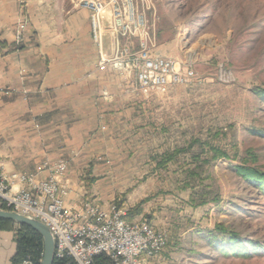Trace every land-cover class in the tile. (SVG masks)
<instances>
[{"label":"rangeland","instance_id":"374dc122","mask_svg":"<svg viewBox=\"0 0 264 264\" xmlns=\"http://www.w3.org/2000/svg\"><path fill=\"white\" fill-rule=\"evenodd\" d=\"M133 1L144 12L151 52L177 59L193 77L144 97L132 92L133 72L106 65L127 94L121 124L106 137V174L76 178L87 191L105 179L106 205H121L131 221L166 234L156 264H264V194L234 169L264 172V101L255 92L264 89V0ZM19 23L25 31L16 43V27L15 50L28 24ZM105 36L106 57L127 60L137 50L138 37L115 41L106 28L103 44ZM171 153L173 160L158 164ZM87 191L74 207L97 202ZM217 226L262 248L225 255L210 243Z\"/></svg>","mask_w":264,"mask_h":264},{"label":"crops","instance_id":"0c3cea01","mask_svg":"<svg viewBox=\"0 0 264 264\" xmlns=\"http://www.w3.org/2000/svg\"><path fill=\"white\" fill-rule=\"evenodd\" d=\"M79 1L0 0V168L26 173L65 160L68 207L87 191L77 175L106 174V137L121 124L120 98L127 96L116 71L97 68L89 12ZM22 19L28 24L15 50ZM104 180L88 191L107 207ZM14 254L15 233L0 231V264H13Z\"/></svg>","mask_w":264,"mask_h":264},{"label":"built area","instance_id":"2783aa9c","mask_svg":"<svg viewBox=\"0 0 264 264\" xmlns=\"http://www.w3.org/2000/svg\"><path fill=\"white\" fill-rule=\"evenodd\" d=\"M79 7L88 10L91 36L99 48L97 68L111 65L122 74L133 72L132 92L138 96L162 93L171 84H183L193 71L175 58L151 52L152 38L144 12L133 0H80ZM107 22V27H106ZM105 23V24H104ZM106 28L115 41L138 37V47L131 58L106 57L102 51ZM25 24L17 25L15 42ZM47 176H39L41 172ZM67 162L63 159L44 161L33 172L7 173L0 168V204L13 212L32 216L45 224L54 240V259H67L73 264H93L105 255L111 264H148L166 245V234L148 222L128 221L126 209L115 203L107 207L97 202H84L68 207V186L63 177ZM18 264H37L29 257Z\"/></svg>","mask_w":264,"mask_h":264},{"label":"trees","instance_id":"16d2710c","mask_svg":"<svg viewBox=\"0 0 264 264\" xmlns=\"http://www.w3.org/2000/svg\"><path fill=\"white\" fill-rule=\"evenodd\" d=\"M256 94L264 101V89L255 91ZM219 155L221 154L217 149H214ZM176 153V152H175ZM175 153L164 154L161 156L159 165L173 160ZM214 157V156H213ZM235 171L246 182L253 184L259 188L261 193L264 194V172L257 167L250 165L240 164L237 165ZM205 200H201L200 203H204ZM0 209L11 210L5 204H0ZM132 212H126L125 219L131 221ZM16 226L15 236V254L13 256V264H18L23 258L28 257L37 264H40L43 253V239L41 235L34 229L23 225L17 224L13 221L0 219V231L10 230ZM215 233L211 234V245L216 247L218 251L225 253V255L231 254L238 257H247L252 254L253 251L262 248V245L255 243L252 240L244 242L236 234L227 231L225 228L217 226ZM52 264H73L67 259H53ZM93 264H111L109 258L105 255H98L93 259Z\"/></svg>","mask_w":264,"mask_h":264},{"label":"water","instance_id":"95a60500","mask_svg":"<svg viewBox=\"0 0 264 264\" xmlns=\"http://www.w3.org/2000/svg\"><path fill=\"white\" fill-rule=\"evenodd\" d=\"M0 219L26 225L37 231L43 239V253L40 264H52L54 259V240L49 228L38 219L10 210L0 209Z\"/></svg>","mask_w":264,"mask_h":264}]
</instances>
